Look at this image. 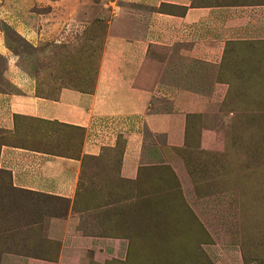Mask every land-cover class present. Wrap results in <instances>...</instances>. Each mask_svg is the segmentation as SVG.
<instances>
[{
  "label": "rangeland",
  "instance_id": "374dc122",
  "mask_svg": "<svg viewBox=\"0 0 264 264\" xmlns=\"http://www.w3.org/2000/svg\"><path fill=\"white\" fill-rule=\"evenodd\" d=\"M96 5L98 0H0V41L39 95L54 98L67 85L93 90L107 36V18ZM71 18L75 22L65 27ZM22 23L35 31L51 27L37 41L36 32L33 38L28 33V42L16 33H25ZM4 67L0 56V71ZM183 68L181 80L194 83L206 107L187 117L179 144L146 133L134 179L120 175L123 139L83 159L71 202L15 189L0 171V257L52 258L56 244L47 221L72 212L80 234L122 241L121 256L103 264H264V40L228 43L221 64L202 65L197 77ZM49 129L59 143L77 146L71 139L80 132Z\"/></svg>",
  "mask_w": 264,
  "mask_h": 264
},
{
  "label": "crops",
  "instance_id": "0c3cea01",
  "mask_svg": "<svg viewBox=\"0 0 264 264\" xmlns=\"http://www.w3.org/2000/svg\"><path fill=\"white\" fill-rule=\"evenodd\" d=\"M98 4L107 18V36L91 92L86 85H67L54 98L39 95L0 41V56L5 58L0 71L5 82L0 83V171L8 174L15 189L71 202L83 159L115 148L119 139L124 141L120 175L134 179L145 134L179 144L187 117L206 107V96L192 90L194 83L181 80L183 67L197 77L202 65L221 64L228 43L264 40V5L233 6L217 0H98ZM74 22L71 18L64 25ZM21 26L25 33L20 29L16 33L29 42L28 33L33 38L36 32L37 41L51 24L36 31L25 23ZM156 49L165 55H156ZM20 120L44 124L48 130L26 129ZM55 127L80 132L71 139L77 146L59 143L49 129ZM60 149L75 151L65 154ZM78 226L79 217L72 212L51 217L46 229L56 244L52 258L6 253L0 264H103L125 251L122 241L82 235Z\"/></svg>",
  "mask_w": 264,
  "mask_h": 264
},
{
  "label": "trees",
  "instance_id": "16d2710c",
  "mask_svg": "<svg viewBox=\"0 0 264 264\" xmlns=\"http://www.w3.org/2000/svg\"><path fill=\"white\" fill-rule=\"evenodd\" d=\"M9 180H10V179H9ZM52 198H55V197H52ZM56 199L62 200L61 198H56Z\"/></svg>",
  "mask_w": 264,
  "mask_h": 264
}]
</instances>
